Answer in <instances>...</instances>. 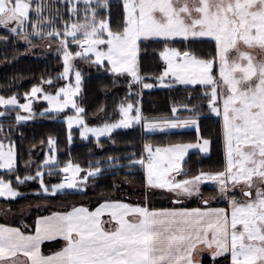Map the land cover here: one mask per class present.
<instances>
[{
  "label": "snow or ice",
  "instance_id": "obj_1",
  "mask_svg": "<svg viewBox=\"0 0 264 264\" xmlns=\"http://www.w3.org/2000/svg\"><path fill=\"white\" fill-rule=\"evenodd\" d=\"M118 6L117 16L113 0H0V41L22 40L29 50L46 41L63 62L55 79L42 77L24 94L26 102L18 93L0 94V197L15 200L23 195L18 188L31 181L39 183L37 198L81 193L90 178L117 167L129 183L140 178L144 197L134 204L101 193L94 205L50 210L49 204L31 229L0 225V264H264V0H118ZM150 48L161 68L146 78L141 61ZM77 60L103 69L114 87L123 82L119 119L101 107L102 126L86 123V110L75 99L82 83ZM73 71L74 86L59 85L54 94L43 87ZM156 83L199 86L201 103L182 105L184 118L174 105L171 117L149 120L135 98ZM39 97L48 105L39 115L71 108L74 115L65 113L69 129L80 126L81 137H95L101 148V137L136 125L143 133L195 127L197 141L161 146L142 140L123 157L126 163L109 156L103 167L97 160L84 169L70 157L62 164L55 155L58 141L49 138L42 163L29 150L25 168L35 165L34 175H21L13 137L21 122L37 115ZM205 106L218 118L221 160L193 167L189 151L208 153L213 144L199 134ZM45 171L64 175L46 181ZM205 184L214 186V194L204 195ZM158 191L178 207L153 210L149 197ZM190 200L199 206H187Z\"/></svg>",
  "mask_w": 264,
  "mask_h": 264
},
{
  "label": "trees",
  "instance_id": "obj_2",
  "mask_svg": "<svg viewBox=\"0 0 264 264\" xmlns=\"http://www.w3.org/2000/svg\"><path fill=\"white\" fill-rule=\"evenodd\" d=\"M114 15H119L120 9L118 2H114ZM0 35H4V31L0 29ZM179 46V45H178ZM157 47L153 45V48ZM153 48H150L146 54V58L141 61L142 72L145 77L155 75L161 68L159 60H153ZM145 56V53H141ZM62 61L59 57L52 55L44 58L29 55L26 46L19 42H9L5 44L0 41V94L9 95L18 93L20 102L23 101V96L29 90L39 85L41 78L55 79L60 73ZM82 89L79 97L80 104L86 110V117L91 119L98 116V120H94L97 124L101 121L102 113L99 109L104 107L107 111L108 117L112 120L119 119L118 106L119 102L125 97L126 88L121 82L117 86L112 85L111 77L100 69L85 70L82 72ZM147 82H154L148 80ZM63 85L62 80H58L55 85L49 86L44 84L46 89L54 90L57 86ZM198 87H173L168 89H155L151 91H144L140 97H136L142 114L149 120L158 119L161 117H171L173 106H177V116L186 117L187 112L182 111L181 107L185 104L199 106L202 92L196 91ZM191 98V99H189ZM218 118L210 115L205 106L204 114L200 118L199 134L205 138H212L213 144L210 145V153L208 156H201L199 153L189 154L187 161L195 167L197 163H203L205 168L209 165H216L221 160V154L218 144L215 142L216 131L219 128ZM23 133V135H21ZM72 140L69 142L68 132L65 123L58 120V117L53 115H43L40 119L19 125V131L16 132L13 139L17 143L19 152L18 168L21 175L25 173V162L29 159V150L32 151V156L41 150L47 144V140L52 138L58 141L59 151L56 156L65 163L69 157L73 163H78L84 169H87L90 164H94L97 160L101 162L102 167L105 165L106 159L109 156H119L123 163V157L126 156L130 150L139 149L142 140L152 142L156 145H167L169 143L190 142L197 139V134L194 131L186 133H168L145 135L140 126L133 127L129 130H120L111 135V138L100 139L103 143L102 148L97 146L94 139H87L86 141L78 138L77 130L71 132ZM113 140L115 144H113ZM44 141V144L41 143ZM37 162L40 163L42 155L36 156ZM126 171L116 169H106L102 176L97 178L96 183L91 189L85 192L71 194L67 196L52 197L46 200L44 197L37 198L33 195L38 192L37 185H25L23 188H29V195H24L21 187L18 190L23 194L20 198L14 201H5L0 199V207H5L9 210L18 211L26 206H30L38 202H46L50 204L53 210H63L70 208L71 205H94L100 199V194L112 195L121 199V193L124 191V185L121 183L127 182L125 177ZM55 182L54 180H52ZM133 184L141 186L140 178L137 176L132 180ZM113 185H118V189H113ZM205 196L214 194V189H203ZM189 207H197V202L187 204ZM172 205H155L153 209L171 208ZM40 214H47L46 212L32 211L27 219L29 226L32 228L34 220ZM208 264V261H205Z\"/></svg>",
  "mask_w": 264,
  "mask_h": 264
},
{
  "label": "rangeland",
  "instance_id": "obj_3",
  "mask_svg": "<svg viewBox=\"0 0 264 264\" xmlns=\"http://www.w3.org/2000/svg\"><path fill=\"white\" fill-rule=\"evenodd\" d=\"M114 2H118V0H113V3H114ZM18 42L21 43V44H23L24 46H26L29 55L36 56V57H40V58H44V57L49 56V55H52V56L58 57L57 54H56V52H55V47H56L55 44H53L52 49L49 50V49L47 48V42H46V41H45V42H37V46L34 47V48H31V49L29 50V49H28V46H27L22 40H21V41H18ZM59 58H60L61 61H62V57H59ZM62 64H63V62H62ZM74 65H75V68L78 69V70H80L81 72H83V71H85V70H96V69H97L95 66H89V65L84 64L83 62H81V61H79V60L74 61ZM100 70H102V69H100ZM62 71H63V66L61 67L60 73H61ZM62 82H63V85L71 84V85L74 86V85H75L74 71H73L72 73L69 74V77H68L67 80H62ZM82 83H83V79H82ZM82 83H81V89H82ZM149 83H151V82H149ZM152 83H154V82H152ZM177 86H181V87H199V86H191V85H189V86L176 85V86H174V87H177ZM43 87L45 88L44 85H43ZM45 89H46V88H45ZM155 89H168V88H167V87H161V86H159L158 83H156L155 86H154L153 88H151V89H143L142 92H144V91H151V90H155ZM30 90H31V89H30ZM30 90H29L28 93H30ZM46 90L49 91V92H52V93L54 94L56 88H55L54 90H49V89H46ZM80 95H81V92L78 94L77 97H75V99H76V101H77L78 103H80V102H79V97H80ZM24 102H26V101L23 99V101L20 102V103H24ZM46 107H48L47 102L44 101V100L42 99V97H39V98L36 100L35 104H34V111L37 113V115H35L34 118H31V119H28V120H26V121L21 122V124H26V123L34 122V121L40 119L42 115H39V113L43 112L44 108H46ZM181 110H182V111H185L183 108H181ZM65 113H66L67 115H74V112H73V110H72L71 108L66 109L65 112H63V113H59V114H45V115H53L54 117H58V120H61L62 122H64V123H65V127H66L67 132H68V137H69V136H72L71 132H72L73 130H77V132H78V138H79L80 140H84V141H86V140L83 139V138L81 137V135H80V133H81V131H82V128H81L80 126H77V125L73 124L72 128L69 129V127H68V125H67V115H66ZM20 114H21V115H29L28 113H24L22 110L20 111ZM13 115H15V114L13 113ZM99 116H100V115L95 116V117H93V118H91V119H88V118L86 117V123H88V125H89V126H92V127H99V126H102V122H99V123H97V124L94 123V120L97 121ZM214 117H215V116H214ZM180 118H184V117H180ZM216 118H217V117H216ZM21 124H20V125H21ZM136 126H139V125H136ZM136 126H134V127H136ZM140 128H141V127H140ZM130 129H131V128H130ZM120 130H129V129H117V130H115L112 134H114L115 132L120 131ZM199 130H200V128H199ZM192 131H194L195 134H197V137H198V132H197V129H196L195 127L171 129V130H169V131L166 132V133L156 132V133H144V134H145V135H155V134L158 135V134H168V133H186V132H192ZM112 134H111V135H112ZM104 138H108V137L105 136V137H101L100 139H104ZM88 139H94V140H96V138L93 137V136H91V135H89V138H88ZM71 140H72V137H71ZM196 141H197V139H195L194 141H190V142H178V143H195ZM42 149H43V150H42ZM47 153H48V148H47V144H46V145H44V146L41 148V150H39V151L35 154V156H32L31 159H32L33 161L37 162V157H36V156L42 155V160H41V162H40V163H42V162H43V159L45 158V155H46ZM192 153H199L201 156H204V157H205V156H208V155H209V153H210V147H209V151H208V153H201V152L199 151V149H192V150H190V151H189V154H192ZM56 154H57V153H55V155H56ZM189 154H188V156H189ZM186 159H187V157H186ZM37 163H38V162H37ZM35 171H36L35 165H33L30 169H26V168H25V173H27V174H33V175H34ZM83 174H84V173H82V175H83ZM63 175H64V174L61 173L59 176L48 177V175H47V171H45V180L47 181V180L50 179L51 181H52V180H54V181H58V180H61V179L63 178ZM96 181H97L96 179L93 180V179L90 178V179H89L88 186H87V189H91V188L93 187V185L96 183ZM121 184L124 185V187H125V188H124V191L121 193V199H122V200H124V201H126V202H132V203H134V204L142 203V202H143L144 197H143V195H142V185H141V186H138V185H135V184H133V183H126V182H123V183H121ZM26 185H27V186L30 185V187H31L32 185H37V187H38V191L40 190V186H39V183H38L37 181L27 182ZM20 187H21V189H23V191H24V195H29V193H30V192H29V190H30L29 188H23L24 186H20ZM205 188H207V189H214V186H213V185H210V184H205V185L202 186V191H203V189H205ZM87 189H86V190H87ZM86 190H85V191H86ZM85 191H83V192H85ZM36 193H37V192H34L33 195H36ZM20 197H21V196H20ZM20 197H18V198H20ZM0 199L5 200L3 197H0ZM16 199H17V198H16ZM16 199H15V200H16ZM5 201H14V200L9 199V200H5ZM191 202H197V203H198V201H196V200H190V201H188V204L191 203ZM198 204H199V203H198ZM37 205H40L39 209L37 208ZM48 205H49V204L46 203V202H38V203H34V204L30 205V206H26V207H24V208L18 210V211H17L18 216L15 215V216L10 217V216L8 215V216H9L8 219H9V220H12V222H14V223H17V222L20 221V217H23V215H24V216H27V217L29 218V216L31 215V212H32V211L46 212V213L48 214V212H49ZM155 205H172L173 207H178L177 205H173V204L170 202V200L168 199L166 193H162V192H159V191H158L155 195L149 197V205H148V206H150V207L153 209V206H155ZM2 208L4 209L5 207H0V211H1ZM165 209H166V208H165ZM50 210H53L52 207L50 208ZM153 210H158V209H153ZM19 214H20V215H19ZM4 217L7 218V215L3 216V218H4ZM23 218H24V217H23ZM27 225H30V224L27 222Z\"/></svg>",
  "mask_w": 264,
  "mask_h": 264
},
{
  "label": "crops",
  "instance_id": "obj_4",
  "mask_svg": "<svg viewBox=\"0 0 264 264\" xmlns=\"http://www.w3.org/2000/svg\"><path fill=\"white\" fill-rule=\"evenodd\" d=\"M171 208H173V207H171ZM166 209H168V208H166ZM158 210H163V209H158ZM5 215H7V218H5V217L3 218V216H5ZM8 215L10 217L15 216V215L18 216L17 211L9 210L7 208H4V209L2 208L0 211V225L10 226V227H21L22 224L27 225V219H28L27 216L23 215L24 218L20 217V221L17 223H14V222H12V220L8 219V217H9ZM27 226L29 229H31V227L29 225H27Z\"/></svg>",
  "mask_w": 264,
  "mask_h": 264
}]
</instances>
